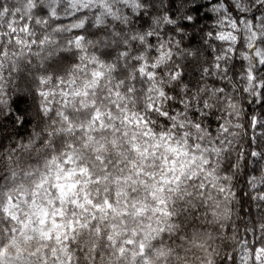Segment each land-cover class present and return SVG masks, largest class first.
Wrapping results in <instances>:
<instances>
[{"label": "clouds", "instance_id": "clouds-1", "mask_svg": "<svg viewBox=\"0 0 264 264\" xmlns=\"http://www.w3.org/2000/svg\"><path fill=\"white\" fill-rule=\"evenodd\" d=\"M0 264H264V0H0Z\"/></svg>", "mask_w": 264, "mask_h": 264}]
</instances>
